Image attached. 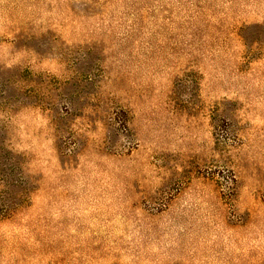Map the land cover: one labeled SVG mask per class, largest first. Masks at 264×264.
<instances>
[{
  "label": "rangeland",
  "instance_id": "1",
  "mask_svg": "<svg viewBox=\"0 0 264 264\" xmlns=\"http://www.w3.org/2000/svg\"><path fill=\"white\" fill-rule=\"evenodd\" d=\"M0 264H264V0H0Z\"/></svg>",
  "mask_w": 264,
  "mask_h": 264
}]
</instances>
